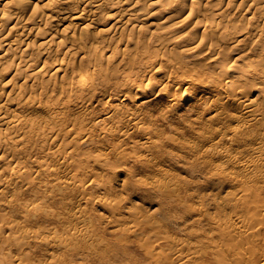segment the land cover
Wrapping results in <instances>:
<instances>
[{
    "label": "rangeland",
    "instance_id": "obj_1",
    "mask_svg": "<svg viewBox=\"0 0 264 264\" xmlns=\"http://www.w3.org/2000/svg\"><path fill=\"white\" fill-rule=\"evenodd\" d=\"M60 1L62 0L51 1L54 5L53 13H65L67 5L59 4ZM139 1L150 12L142 20L141 28L123 27L118 30L117 37L111 38L110 33L105 30L111 25L109 14L116 8H111L110 0H107L93 14L98 31L86 33L77 29L81 39L67 45L50 41L51 54L43 57L44 63L47 64L50 59L64 61L65 74L57 77L55 85L41 86L36 83L30 89L29 96L50 108L68 109L66 114L60 116L57 124H65L66 131L71 129V135H59L57 138L30 136L32 138L28 139L37 141L41 147L25 151L19 162L28 158L44 159L46 154L58 152L65 147L67 151H77L80 156L83 155L79 159L84 168H77L73 164L70 173L81 184V189L74 194L72 184H64L62 179L58 180L57 172L65 170L57 165L59 160L50 161L47 169L41 170L37 176L33 173L34 168H27V171L32 172L30 178L24 169V175L30 179V183L25 184L26 179H23L20 185L0 193V264H108L113 250L120 243L135 250L138 243L151 240L154 231L149 228L146 230L140 226L138 232L128 231L133 229L130 226L134 222L162 227L161 233L155 231L157 235L164 230L167 235L181 238L187 244L195 242L192 244H199L201 247L203 243L211 245L210 241L217 238V228L214 224L211 225L213 220L230 219V214L237 213L243 222L249 224L250 214L256 212L254 194L262 201L259 205L264 204V151L263 161L258 163L254 171L243 172L246 179L242 190L234 184L235 178H230L232 176L229 175L227 179L224 172L217 170V165L224 163L225 159L209 154L210 145L203 142L207 138H213L215 128L228 131L236 124V117H240V123L245 124V128L242 126L231 137V143L225 146L233 154L248 153L255 138L264 141V83L260 82L264 63L259 62L264 58V0L258 1L260 7L256 4L247 6L244 0L242 5L228 0H201L199 6H194L198 13L189 27L176 23V18L164 22L165 24L162 21L166 15H183L192 7L191 2L177 4L168 3V0ZM210 8L213 12L221 9L223 13L219 18L212 16ZM23 17L27 18L28 14ZM210 22L219 23L217 34L201 35L202 26ZM33 23L35 22L27 24L25 30ZM71 28L70 20L66 18L63 22L43 26L42 37L47 40L56 31L59 35L66 29L70 35ZM5 29L6 27L2 28L0 33ZM30 35L25 40L22 38V45L25 42L31 46L37 44L36 41L40 38L33 36L34 29ZM198 40L207 48L223 46L222 55L234 62L227 76L209 62V56L217 54H205L193 45ZM90 42L98 45V56L101 59L89 57V52L83 53ZM69 46L79 49L80 54L76 57L69 56ZM234 51L236 55L233 58ZM54 53L55 57H52ZM199 55L208 59L198 61ZM33 56L38 58L36 54ZM245 65L246 68H243ZM87 68L89 87L81 89L75 73ZM156 68L161 69L157 81L173 86V93H162L140 105L136 127L129 126L130 121H122L120 113L108 112L105 104L96 103L91 108L93 122L100 120L98 126L101 128L119 121L121 133H99L100 138L93 134L83 145L73 141V134L84 135L92 131V126L81 125L80 121L84 116L74 115L78 108L67 106L68 100L79 106L86 104L95 95L110 100L111 103H118L119 99H125L129 103L133 99L142 98L143 94L141 91L128 94L127 87L130 84L135 86ZM194 72L200 77L192 81L179 77ZM1 75V81L10 78V73ZM224 80L234 81L240 90L251 91L257 102L256 109L262 113L261 119L242 118L238 103L233 100L216 104L215 98L221 96L222 91L215 83ZM186 86H189L190 91L179 99ZM9 89L8 85L2 86L0 82V90L3 91L0 100H6L5 93ZM174 99L177 102L169 108V103ZM204 103L210 104L209 110L203 106ZM211 108L217 109L221 116L209 118ZM106 113L107 117L103 118ZM26 114L37 121L42 117L40 109ZM40 127H44V124L41 123ZM98 153H102L101 158L86 159L89 154ZM9 154L8 150L0 152V156L4 157ZM240 159L243 160V156ZM52 168H58L54 174L51 172L55 177L49 175ZM0 174L4 177L5 171L0 170ZM62 174L64 172L60 173ZM80 196L85 199L79 200ZM30 201L38 204L36 209H32L31 205L28 209L25 207ZM70 204L79 218L77 224L69 216L67 208ZM77 205L81 207L80 210H76ZM116 207L117 211L110 210ZM195 208H200L202 213L198 215L191 211ZM263 212L261 210V214ZM260 217L264 218V214ZM81 220H84L83 224ZM249 225L255 228L260 226V235L262 233L264 236V224L255 222ZM74 226L78 229L85 227L91 238H73L71 233ZM36 232L39 235L34 237ZM42 237H47L49 243H41ZM58 237L64 239L63 245H52L53 239L57 240ZM151 245L156 250H169L166 242H161L160 247L153 243ZM257 246L264 250L263 242H259ZM136 254L141 258V252Z\"/></svg>",
    "mask_w": 264,
    "mask_h": 264
},
{
    "label": "bare ground",
    "instance_id": "obj_2",
    "mask_svg": "<svg viewBox=\"0 0 264 264\" xmlns=\"http://www.w3.org/2000/svg\"><path fill=\"white\" fill-rule=\"evenodd\" d=\"M51 1L52 0H0V32L2 28L6 27L5 31L0 33V82L2 86L8 85V88H10L9 91L5 93L7 96L6 100H0V152L8 150L10 153L8 157L0 156V170L5 171L4 177L0 174L1 194H3L8 188L20 185L23 179H26L25 184L30 183V179H27L24 175V169L25 173L29 175L30 178L32 172L27 171V168H34L35 170H33V173L37 176L41 170L47 169L50 161L58 160L57 165L62 166V168L65 169L57 172V176H59L58 180L62 179L64 184H72L74 186V194H77L81 189V184L77 183L78 180L70 173V168L73 164H75V166L77 165V168H84L81 166L82 161L79 159V157L83 158V155L80 156V153L77 151H67V147H65L58 152L46 154L44 159L28 158L19 162V160L23 158L25 151L40 146L37 141L28 138L38 135L50 136L52 138H57L59 135H71L69 134L71 129L66 131L67 126L65 124H57L60 116L66 114L68 109L60 108L56 110L50 108L45 103H42L35 98H31L29 96V91L36 83L41 86L55 85L57 77L61 74H65L64 61L50 59L47 64L44 63L45 60L43 57L46 54H51L52 44L50 41H57V43L61 42L64 45H67L81 39V35L77 33V29H79L80 32L86 33L98 31V26L94 21L93 14L107 3V0H62L59 4H65L67 7L64 11L65 13L58 14L53 13L52 8L54 5L51 4ZM186 1H189L192 4V7H190L186 13L177 17L166 15L162 23H166V21L169 22L170 20L172 21L176 18V20H174L176 23L186 24L187 27L192 25L198 13L194 6H199L201 0H168L167 2L182 4ZM228 1L238 2L239 5L243 4V0ZM258 1L260 0H244V2H247V6L250 4L254 6V4H256V6L260 7L261 4H259ZM110 4L112 6L111 8H116L112 14H109L111 25H108L105 30L110 33L109 36L111 38L117 37L118 30L123 27L132 26L133 28H141L142 20H145L150 14L147 8L141 5L139 0H110ZM210 11L212 16L218 18L223 13L221 9H217L213 12L212 8H210ZM25 14H28L27 18L23 17ZM66 14H69V16L65 17ZM66 18L70 20L72 26V32L70 35H68L69 33L66 29L65 32L61 31L59 35L57 34L58 31H56V33L51 35L47 40L42 37L43 26L53 23L56 24L60 21L63 22ZM31 22L35 23L25 30L26 25L31 24ZM218 27L219 23L215 22L204 24L200 29L201 35L213 36L214 34H217ZM33 29V36L35 38H40L36 41L37 44L31 46L25 42V45H22V38L25 40L31 36L30 33ZM193 45L198 47L200 52H205V54H217L214 57L209 56V62L215 64L218 70H222L224 76H227L229 70L233 68L234 62L222 55V45H215L207 48L206 45L199 40L196 41V43H193ZM17 49L19 50L17 51ZM67 52L71 57H76L80 54V50H77L72 46L67 48ZM87 52H89V57L94 56L97 59H101V57L98 56L99 50L96 43L90 42L88 49L83 50V53ZM34 54H36L38 58H35L33 56ZM232 55L234 58L236 55L235 51ZM52 57H55V53L52 54ZM198 57V61H206L208 59L204 55H199ZM262 61L264 63V58L259 60V62ZM243 68H246V65L243 66ZM88 72L89 69L87 68L84 71L77 70L75 73L76 78H78L77 84L81 89L89 87V79H87ZM1 73H10V78L1 81ZM85 75H87V77H84ZM159 75H161V69L156 68L151 70L147 77L140 79L135 86L130 84V86L127 87L128 94H134L141 91L143 97L133 99L129 101V103H127L125 99H119L118 103H111L110 100H104L95 95H92L87 100L86 104L83 103L79 106L72 104L71 100H68L67 106H77L76 108H78L74 115L84 116L80 121L81 125L92 126V131L87 132L84 135H80L79 133L73 134L71 136L73 141L76 144L83 145L90 136H93V134L100 138L101 135L99 133H121V128H118L119 121L101 128L98 126L100 120L93 122L94 114L91 112V108L96 105V103L105 104L108 112L120 113L122 121H130L128 125L136 127L137 120L139 119L140 105L148 102L154 96L158 97L162 93L165 95L173 93V86H168L164 82L157 81L159 80L157 79V76ZM179 77H182L183 80L188 79L189 81H192L193 79L200 77V75L194 72L189 73L186 76L179 75ZM260 77V82L264 83V71L261 72ZM126 79L131 83L128 76H126ZM215 85L222 91V95L215 98L216 104H222L224 101L233 100L238 103L237 105L239 106L240 113L242 114H240V116L242 118H251L253 120H259L262 118V113L256 109L257 102L255 98L252 97L250 90H240L232 80L216 82ZM60 89L62 90L63 88ZM189 91V86H186L179 99L185 96ZM2 93L3 91L0 90V96H2ZM174 100L175 101L169 103V108L173 107L177 102L176 99ZM203 106L206 110H209L210 108L209 103H204ZM38 109L42 111V117L38 121L27 117L26 112H36ZM211 109V115H209V118L221 116V113L217 109ZM106 117L107 113L104 114L103 118ZM41 123L44 124V127L42 128L40 127ZM234 123L236 124L228 129V131L221 128H215L212 132L213 138H207L203 142L210 145L208 147L211 148L208 151L209 154L214 157H223L225 159L224 163L217 165V170L219 172H224L227 179H229V175L232 176L230 178H235L234 184L236 183L238 187L240 186L243 190V184H245L246 179L243 177V172L249 173L251 170L254 171L258 163L263 161L262 153L264 151V141L261 138H255L254 145L249 149L248 153L245 155L242 153L233 154V152L225 146L231 143V137L235 136L241 130L242 126L243 129L245 128V124L240 123V117H236ZM101 156L102 153L95 155L89 154L86 159H98L101 158ZM242 156L243 160L240 159ZM77 160H79V162ZM57 170L58 168H52L49 175L54 176L53 174ZM80 170L83 172L82 169ZM83 170L85 171V169ZM238 170L239 172L237 173ZM61 172L66 174L60 175ZM239 174L241 176H239ZM80 197L79 200L85 199L82 196ZM261 203L262 201L259 199V196L254 194L253 204L255 205L256 212L250 214L249 224H255V222H257V224L260 223L261 225L264 224V218L260 217L264 214V212L261 214V210H264V204L259 205ZM30 205L32 206V209H36L38 206L35 201H30L25 204V207L28 209ZM75 208L76 210L81 209L79 205L75 206ZM72 209L73 206L70 204L69 208H67L70 212L69 216L73 217L77 224L79 218L75 215ZM117 209L118 207L110 210L115 212ZM191 211L198 215L202 213L200 208H195ZM69 216L65 217L70 218ZM140 220L141 219H139V222ZM81 222L83 224L84 220H81ZM133 224L130 226L133 229L128 230L129 232H138L140 226H143L142 228H145L146 230L149 228L150 231H154L151 240L149 239V241L138 243L135 250L120 243L119 247L113 250L108 264H143L144 262H147V264H207L208 262H212L213 264H264V250L260 248L261 251L257 246L259 242L264 243V236H262V233L260 235L261 227L258 226L255 228L254 226L243 222L242 217L237 213L230 214V219L213 220L211 225L214 224L217 228V233L214 232V234H217V238H215L213 242L212 240L210 241L213 237L210 238L209 241L211 245L205 243V246L203 243L202 247L199 246V244L198 246L192 244L195 242L187 244L188 242L185 243V241L180 240L181 238L179 237V239H177V237L173 238L171 235H167L164 230L162 234L157 232L159 234L157 235L155 231H160L161 233L162 227L160 228L154 225L150 226L149 223L145 225L146 222ZM72 229L73 232L71 234L75 239H78L79 237H81V239L91 238L90 232L86 230L85 227L78 229L74 226ZM47 232L50 233L49 230H47ZM38 235L39 232L34 233V237H37ZM55 235L56 232L54 236ZM56 239L57 240L53 239L52 245H63L64 239L62 237ZM40 241L44 244L49 243L47 237H42ZM161 242H166L168 244L169 250L167 252L163 251L164 249L161 248L156 250L151 245L153 243L160 247L161 245L159 246V244ZM136 252H141V258H138L139 255L137 256Z\"/></svg>",
    "mask_w": 264,
    "mask_h": 264
}]
</instances>
